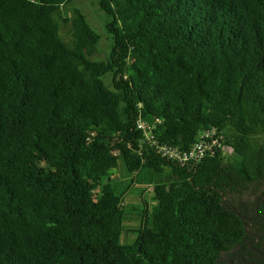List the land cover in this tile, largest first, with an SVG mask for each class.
<instances>
[{"label": "trees", "instance_id": "16d2710c", "mask_svg": "<svg viewBox=\"0 0 264 264\" xmlns=\"http://www.w3.org/2000/svg\"><path fill=\"white\" fill-rule=\"evenodd\" d=\"M71 2L0 0V264L246 254L250 219L264 234V0H99L107 61L92 59L101 36L78 7L64 41L58 12ZM213 128L219 143L196 163L160 150ZM145 168L176 179L138 186ZM135 193L144 208L126 243Z\"/></svg>", "mask_w": 264, "mask_h": 264}, {"label": "rangeland", "instance_id": "374dc122", "mask_svg": "<svg viewBox=\"0 0 264 264\" xmlns=\"http://www.w3.org/2000/svg\"><path fill=\"white\" fill-rule=\"evenodd\" d=\"M74 7L80 8L86 15L88 22L93 28H95L101 36L98 48L93 54L92 59L107 61L110 58L111 50L114 44L112 35L107 29V24L110 21L111 17L104 11L100 9L99 0H72L71 3L63 6L58 12V18L62 22L61 34L64 41L71 45L72 38L68 33V28L64 26L63 19L67 14H70ZM108 84H111V76L106 77ZM226 153L231 154V149L226 148ZM121 167L119 171V181L120 188L124 189L131 182V179L126 172L124 161L121 159ZM154 176V179H151V175ZM154 172H151L149 168L143 169L138 176V182L149 185L152 182H167L171 181L174 178L170 172L167 170L163 175L155 176ZM145 199L152 204L154 202V195L152 190L145 194ZM139 194H131L127 198L128 203V216L126 219V230L122 234L123 242L130 243L137 236V230L139 229L141 217L143 213V202Z\"/></svg>", "mask_w": 264, "mask_h": 264}, {"label": "built area", "instance_id": "2783aa9c", "mask_svg": "<svg viewBox=\"0 0 264 264\" xmlns=\"http://www.w3.org/2000/svg\"><path fill=\"white\" fill-rule=\"evenodd\" d=\"M139 127L145 131L148 138H153V125L140 120ZM218 131L216 128L204 130L200 133L197 140L186 150H180L176 147L164 145L160 147V150L163 151V155L175 159L182 164H193L197 161L203 159L207 151L213 146L219 143Z\"/></svg>", "mask_w": 264, "mask_h": 264}, {"label": "flooded vegetation", "instance_id": "af4514ba", "mask_svg": "<svg viewBox=\"0 0 264 264\" xmlns=\"http://www.w3.org/2000/svg\"><path fill=\"white\" fill-rule=\"evenodd\" d=\"M247 225L251 238L247 241L246 254L238 248L235 251L224 253L223 264H264V234L253 229V221ZM257 228V227H256Z\"/></svg>", "mask_w": 264, "mask_h": 264}, {"label": "crops", "instance_id": "0c3cea01", "mask_svg": "<svg viewBox=\"0 0 264 264\" xmlns=\"http://www.w3.org/2000/svg\"><path fill=\"white\" fill-rule=\"evenodd\" d=\"M151 170V169H150ZM119 171H120V169H119ZM127 172V171H126ZM151 172H153L152 170H151ZM155 174V173H154ZM151 175V174H150ZM128 176H129V178H131V176L128 174ZM155 176H157V175H155ZM154 178V176L153 175H151V179H153ZM138 184V186H143V185H147V184H144V183H140V181L137 183Z\"/></svg>", "mask_w": 264, "mask_h": 264}, {"label": "water", "instance_id": "95a60500", "mask_svg": "<svg viewBox=\"0 0 264 264\" xmlns=\"http://www.w3.org/2000/svg\"><path fill=\"white\" fill-rule=\"evenodd\" d=\"M233 209L235 210V212L238 214V215H241L240 214V212L238 211V209L235 207V206H233ZM242 216V215H241ZM244 217V216H243ZM248 264H252V263H248Z\"/></svg>", "mask_w": 264, "mask_h": 264}]
</instances>
